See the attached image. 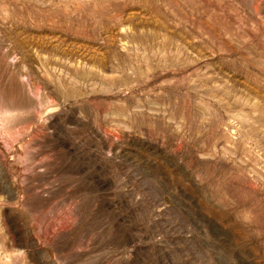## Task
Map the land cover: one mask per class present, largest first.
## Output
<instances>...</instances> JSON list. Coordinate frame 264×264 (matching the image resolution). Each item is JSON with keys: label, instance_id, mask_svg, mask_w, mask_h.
Returning <instances> with one entry per match:
<instances>
[{"label": "rangeland", "instance_id": "1", "mask_svg": "<svg viewBox=\"0 0 264 264\" xmlns=\"http://www.w3.org/2000/svg\"><path fill=\"white\" fill-rule=\"evenodd\" d=\"M0 264H264V0H0Z\"/></svg>", "mask_w": 264, "mask_h": 264}, {"label": "bare ground", "instance_id": "2", "mask_svg": "<svg viewBox=\"0 0 264 264\" xmlns=\"http://www.w3.org/2000/svg\"><path fill=\"white\" fill-rule=\"evenodd\" d=\"M102 13V12H101ZM102 15V14H101ZM84 25V24H83ZM83 33H85V32H83ZM114 57V56H113ZM131 57V56H130ZM134 65V64H133Z\"/></svg>", "mask_w": 264, "mask_h": 264}]
</instances>
